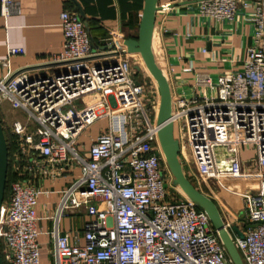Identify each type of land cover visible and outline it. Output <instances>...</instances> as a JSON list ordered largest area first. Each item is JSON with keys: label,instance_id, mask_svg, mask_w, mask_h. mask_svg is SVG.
Returning <instances> with one entry per match:
<instances>
[{"label": "built area", "instance_id": "1", "mask_svg": "<svg viewBox=\"0 0 264 264\" xmlns=\"http://www.w3.org/2000/svg\"><path fill=\"white\" fill-rule=\"evenodd\" d=\"M240 9L251 10L254 25L242 67L215 82L198 77L203 93L177 98L172 119L183 138L180 153L198 176L218 183L258 179L256 194H239L246 211L243 237L234 242L231 225L223 223L243 264H264V0L200 2L201 14L216 22L233 21ZM0 14L8 19L20 8L14 0H0ZM60 21L57 71L35 76L0 71V102L28 114L26 123L12 125L15 173L25 179L11 185L2 208L4 264H41L36 207L42 190L33 181L54 180L67 167L79 168L81 176L60 193L56 218L84 213V243L72 244L55 227L54 264H234L209 214L192 200L171 198L160 127L145 108L148 90L134 80L129 59L94 62L92 37L81 17L64 11ZM23 54L22 48H10L0 67ZM88 97L99 100L78 110L75 103ZM103 120L107 129L83 154L79 138ZM31 126L35 131L29 132ZM244 147L256 151L246 169Z\"/></svg>", "mask_w": 264, "mask_h": 264}, {"label": "crops", "instance_id": "2", "mask_svg": "<svg viewBox=\"0 0 264 264\" xmlns=\"http://www.w3.org/2000/svg\"><path fill=\"white\" fill-rule=\"evenodd\" d=\"M201 1L155 0L151 52L156 66L168 79L174 100L179 97L189 99L201 95L204 89L198 85V77L208 76L215 82L220 75L240 69L247 50L252 45L254 25L251 10L240 9L233 21L216 22L201 14ZM14 2L20 8V14L8 19L0 14V61L8 59L10 48H22L24 54L9 58L8 65L0 67L4 76L21 71H27L33 76L57 71L60 64L55 60L61 52L63 43L60 15L64 11H70L78 14L87 26L93 42L94 62H108L117 58L129 59L133 70L142 75L143 81L137 79V83L146 84L147 81V94L151 97L153 93L156 94L154 97L156 101H152L151 105L155 113H152L153 120L156 121L157 111L154 104L159 102V93L149 90L153 86H149V73L141 67L143 65L141 56L126 53L127 48L123 46L126 40H138L147 0H14ZM163 7L168 8L163 11ZM137 67L140 70H137ZM147 99L146 96L145 101L149 102ZM3 103L0 102V120L4 132L13 138L17 148L12 130V125L16 121L12 122L9 119L8 111H2ZM103 121L108 123L107 120ZM93 127H96V124ZM92 128L87 131L93 130ZM105 130H97L96 135L89 138V142L79 144L83 154H87L93 141ZM15 153L16 150L12 152L9 161L14 173ZM178 158L184 175L192 174L193 168L184 160L180 151ZM242 160L246 169L249 162L243 159V156ZM17 174L22 177L20 180L25 179L21 172L17 171ZM78 176H81L79 168L67 167L63 174L54 180L41 178L33 181V184L42 190L36 207L39 219L37 228L41 232L39 237L41 264H51L49 257L54 248L52 233L55 227H58L61 234H68L72 244L84 243L83 226L87 220L84 213L71 212L59 221L56 218L60 193ZM246 179L250 178L226 180ZM222 185L224 189L219 191L217 199L215 198V205L222 220L229 223L232 229L237 228L242 234L244 226L240 216L244 205L239 194L247 193L248 188L239 191Z\"/></svg>", "mask_w": 264, "mask_h": 264}, {"label": "water", "instance_id": "3", "mask_svg": "<svg viewBox=\"0 0 264 264\" xmlns=\"http://www.w3.org/2000/svg\"><path fill=\"white\" fill-rule=\"evenodd\" d=\"M155 17V0H147L146 8L144 11L142 24L140 27V35L138 40H126L123 42V46L127 48L126 53H141L147 67L156 78L160 85V91L162 96V109L158 121L159 130V140L163 147L168 164L179 184V186L188 195L190 200L195 202L197 207L205 210L212 221L213 226L219 232V236L227 250L229 257L232 259L234 264H243L242 258L230 236V234L225 230L224 223L220 212L214 202L206 198L198 190H196L186 179L181 163L179 161L178 155L180 151L179 142L174 140L172 134V127L170 125V89L168 83L163 76L160 69L156 66L153 56L150 51L151 35L153 30ZM137 70H140L137 67ZM140 84V83H137ZM9 170V151L5 132L0 120V220L2 215V208L5 200V189L7 183V176ZM235 233L242 238V234L237 228L233 229ZM0 264H4L1 250H0Z\"/></svg>", "mask_w": 264, "mask_h": 264}, {"label": "rangeland", "instance_id": "4", "mask_svg": "<svg viewBox=\"0 0 264 264\" xmlns=\"http://www.w3.org/2000/svg\"><path fill=\"white\" fill-rule=\"evenodd\" d=\"M50 74H52V73H47L45 75H50ZM137 74H138V76H137ZM146 75H148L147 72H146ZM133 78H134V80L136 82H138L137 79L143 81L142 75L140 73H137L136 70H134ZM149 79H150V83H151V84L149 83V86H153V87H150L149 90L152 91V92H156L157 91L159 93V98H160L159 102L157 101L156 104H154V106H156L157 108L159 106L161 107V104H162L161 92L159 91L157 84L153 81V79L150 76H149ZM144 86H146V90H147V88H148L147 81H146V84L144 83ZM155 96H156L155 93L152 94V97L147 94V98H148L147 100L149 102L145 101V108L147 109L148 113L151 114V117H152V113L155 114L152 111V109H151V105L153 104V102L156 101L154 99ZM98 100H99L98 97H88V98H86L84 100L77 101L75 103V106H76V108L78 110H83L87 106L96 103ZM176 100L177 99L175 98L174 102H176ZM1 109L4 112L8 111V117H9V119L12 122L18 120V121H20V122H22L24 124V123H26L28 121V114H26L25 112H23L21 110L12 109L10 103H8V102H4L2 104V106H1ZM136 121L137 120H134V123H136ZM106 127H108V123L106 121L97 122L96 123V127H93V128L91 127L93 130L85 131L84 134L79 138L77 148H79V144L80 143L89 142V138L93 137L94 135H96V131L97 130H105ZM129 130L130 129H129V126H128V131ZM33 131H35V128L33 126H31V128L29 129V132H33ZM182 139H183L182 138V134L180 132L179 136L175 140L180 142ZM159 144H160V140H159ZM185 154L187 155V150H185ZM242 156H243V159H245L248 162H252L253 160H255L256 159V151H255L254 147H244V148H242ZM178 157H179V155H178ZM188 159H190V157ZM192 172H193L192 174H187V175L185 174L186 179L189 181V183L196 190H198L201 194H203L206 197H208L212 202H214V204H216L215 203V198L217 199L219 191H222L224 189V185H222V184H225L227 187H229L231 189H236V190H239V191H243V189L246 187V188H248V193H250V194H256L258 192L259 188H260V183H259L258 179H256V178H250V179L240 180V181L239 180H226V179H223L222 181H220L218 183V182H215V181H209V180H206L204 178H201L200 176H198L195 173L194 169L192 170ZM165 173H166L167 178H168V183L170 184L169 193H170L171 198L173 200H175V201H187V200H190V198L181 191V187L179 186V184H178L173 172L171 171L170 166L168 165L167 161H166ZM79 177L80 176H78L77 179ZM245 215H246V211H245V209H243L242 213H241V216H240L241 219H244ZM230 232H231L233 240L235 242L236 239H237V237H236L237 234L235 233V231L233 229H231ZM240 256H242V258H243V255H242L241 252H240ZM49 258H50L49 260H50L51 264H54L53 258H52V254H51V256Z\"/></svg>", "mask_w": 264, "mask_h": 264}, {"label": "bare ground", "instance_id": "5", "mask_svg": "<svg viewBox=\"0 0 264 264\" xmlns=\"http://www.w3.org/2000/svg\"><path fill=\"white\" fill-rule=\"evenodd\" d=\"M150 51H152V49H151V44H150ZM135 54L141 56L142 61H143V65L141 66L142 69L145 70V71H147V72L149 73V75L151 76V78H152V79L155 81V83L157 84L158 89H159V91H160V85H159L158 81L156 80V78H155V77L153 76V74L151 73V71L149 70V68L147 67L146 62H145V60H144L142 54H141V53H135ZM135 54H134V55H135ZM151 54H152V52H151ZM162 74H163V73H162ZM163 76L165 77V79H166V81H167V83H168L169 89H170V85H169L168 79L166 78V76H165L164 74H163ZM160 92H161V91H160ZM161 97H162V96H161ZM170 99H171V106H170V122H169V123H170V125H171V127H172V134H173V138H174V140H175V139L179 136V134H180V128H179V122H178V121L174 122L175 119H172V117L174 116V114H175V112H176V108H175L174 99H172L171 89H170ZM161 109H162V104H161V107H160V106H159L158 108L156 107V110H157L156 122H157V123H158V121H159V117H160V114H161ZM160 147H161L162 152H163V154H164L165 160L167 161L161 143H160ZM167 162H168V161H167ZM168 165H169V164H168ZM170 169H171V168H170ZM171 171H172V170H171ZM181 191H182L184 194H186L182 188H181ZM186 195H187V194H186ZM187 196H188V195H187ZM204 196H205V195H204ZM205 197H206V196H205ZM206 198H208V197H206ZM208 199H209V198H208Z\"/></svg>", "mask_w": 264, "mask_h": 264}, {"label": "trees", "instance_id": "6", "mask_svg": "<svg viewBox=\"0 0 264 264\" xmlns=\"http://www.w3.org/2000/svg\"><path fill=\"white\" fill-rule=\"evenodd\" d=\"M5 131V130H4ZM7 145H8V151H9V161L11 158L12 152H15L16 150V143L13 140L12 137H9L5 132ZM22 177H20L17 173L12 172L11 164H9V170H8V176H7V183H6V189H5V200L6 202L9 199L10 193H11V185L16 182L17 180H20Z\"/></svg>", "mask_w": 264, "mask_h": 264}]
</instances>
